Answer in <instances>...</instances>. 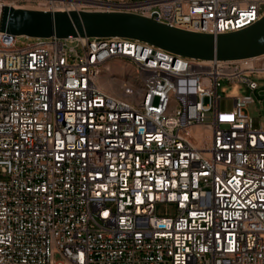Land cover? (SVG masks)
I'll use <instances>...</instances> for the list:
<instances>
[{
  "label": "built area",
  "instance_id": "obj_1",
  "mask_svg": "<svg viewBox=\"0 0 264 264\" xmlns=\"http://www.w3.org/2000/svg\"><path fill=\"white\" fill-rule=\"evenodd\" d=\"M4 6L129 12L214 36L264 16V0ZM260 80L264 54L202 61L123 37L0 30V264H264V128L251 94L220 105L223 83L254 93ZM161 203L176 215L158 216Z\"/></svg>",
  "mask_w": 264,
  "mask_h": 264
},
{
  "label": "water",
  "instance_id": "obj_2",
  "mask_svg": "<svg viewBox=\"0 0 264 264\" xmlns=\"http://www.w3.org/2000/svg\"><path fill=\"white\" fill-rule=\"evenodd\" d=\"M0 30L30 38L123 37L202 61H233L264 54V16L248 28L214 36L175 28L129 12H51L4 6Z\"/></svg>",
  "mask_w": 264,
  "mask_h": 264
},
{
  "label": "rangeland",
  "instance_id": "obj_3",
  "mask_svg": "<svg viewBox=\"0 0 264 264\" xmlns=\"http://www.w3.org/2000/svg\"><path fill=\"white\" fill-rule=\"evenodd\" d=\"M22 40L26 41L25 38ZM111 70L113 71V74L119 78L124 77V75L128 72L127 68L122 67L117 63H113L111 65ZM108 76L109 74L107 71L103 70V78L107 79ZM259 84L261 87L254 93H251L245 85H242L241 87H231L226 83H223V91H220L223 97L220 102L221 109L223 111H231L234 108V100L230 97L239 94H251L254 98V102L248 104L246 113L251 118L253 129H260L261 127L264 128V93H262L264 92V80H260ZM156 213L158 216H175L176 209L172 204L161 203L156 206ZM56 260H59L58 256L56 257Z\"/></svg>",
  "mask_w": 264,
  "mask_h": 264
},
{
  "label": "bare ground",
  "instance_id": "obj_4",
  "mask_svg": "<svg viewBox=\"0 0 264 264\" xmlns=\"http://www.w3.org/2000/svg\"><path fill=\"white\" fill-rule=\"evenodd\" d=\"M98 4H102V3H100V2H98ZM103 86L102 87H104L105 88V85L104 84H102ZM107 88V87H106ZM114 90V89H113Z\"/></svg>",
  "mask_w": 264,
  "mask_h": 264
}]
</instances>
